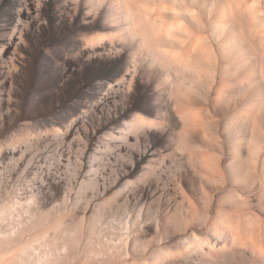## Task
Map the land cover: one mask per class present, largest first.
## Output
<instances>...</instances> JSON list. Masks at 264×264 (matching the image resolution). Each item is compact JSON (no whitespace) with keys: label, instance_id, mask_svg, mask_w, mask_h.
I'll list each match as a JSON object with an SVG mask.
<instances>
[{"label":"rangeland","instance_id":"374dc122","mask_svg":"<svg viewBox=\"0 0 264 264\" xmlns=\"http://www.w3.org/2000/svg\"><path fill=\"white\" fill-rule=\"evenodd\" d=\"M134 1L0 0V264H264V35Z\"/></svg>","mask_w":264,"mask_h":264},{"label":"bare ground","instance_id":"6f19581e","mask_svg":"<svg viewBox=\"0 0 264 264\" xmlns=\"http://www.w3.org/2000/svg\"><path fill=\"white\" fill-rule=\"evenodd\" d=\"M134 1V0H133ZM136 1V0H135ZM135 1L132 3V4H134L135 3ZM141 1V0H140ZM140 1H138L139 3H140ZM144 1V0H143ZM128 1H126V3H127ZM129 2H130V0H129ZM154 2V1H153ZM222 2V1H221ZM220 2V3H221ZM225 2V1H224ZM142 3V2H141ZM149 3V2H148ZM226 3V2H225ZM131 4V3H130ZM129 4V5H130ZM154 4V3H153ZM173 4V3H172ZM222 4V3H221ZM136 5V4H135ZM226 5V4H225ZM227 5H228V7H224V8H227V11H229V10H231L233 13H236L237 15L239 14V13H241V14H245V16H246V18H247V20H248V23L255 29L254 30V32L256 31V33L257 34H260V35H264V0H227ZM133 6V5H132ZM158 6V5H157ZM223 6H224V4H223ZM135 7V6H134ZM160 7V6H159ZM158 8V7H157ZM229 8V9H228ZM148 9V8H147ZM220 9H222V8H220ZM219 10V9H218ZM224 10V12H223V14H225V15H228V14H226L227 13V11L225 10V9H223ZM142 12H143V10H142ZM153 12V11H152ZM220 13H222V11H219ZM134 13V12H133ZM139 13V12H138ZM222 14V15H223ZM230 14V13H229ZM220 15V14H219ZM132 17V16H131ZM219 17V16H218ZM225 17H227V16H225ZM146 18V17H145ZM221 18V17H220ZM220 18H219V20H220ZM155 19H156V17H155ZM226 19V18H225ZM225 19L223 18V22H225ZM230 19V18H229ZM244 19V18H243ZM138 20V19H137ZM149 20V19H148ZM158 20V19H157ZM134 22V21H133ZM146 22V21H145ZM158 22V21H157ZM136 23V22H135ZM141 23V22H140ZM143 23V22H142ZM148 23H149V21H148ZM147 23V24H148ZM151 23V22H150ZM154 23V22H153ZM247 23V24H248ZM134 24V23H133ZM161 24V23H160ZM145 25V24H144ZM226 25V24H225ZM139 26V25H138ZM148 26H150V25H148ZM224 26V25H223ZM227 26V25H226ZM249 26V25H248ZM142 28H144V26H141ZM154 27H156V26H154ZM221 27V26H220ZM125 28V27H124ZM150 29H152L151 28V26L149 27ZM229 28V27H228ZM237 28V27H236ZM246 28V27H245ZM168 29V28H167ZM222 29V28H221ZM250 30H251V28H249ZM141 31H142V29H140ZM153 30V29H152ZM138 31V30H137ZM167 31V30H166ZM169 31V30H168ZM139 32V31H138ZM232 32V31H231ZM234 32V31H233ZM243 32V31H242ZM148 33V32H147ZM146 33V34H147ZM142 34V33H141ZM145 34V33H144ZM171 34V33H170ZM252 34V33H251ZM161 35V34H160ZM159 35V36H160ZM229 35H231L230 33H229ZM224 36L225 37V39H223L224 40V46L221 48V52L222 53H224V54H230V53H233L232 52V49L233 48H235V47H233V46H236V41H237V39L235 40L234 39V37H231V36ZM232 35H235V34H232ZM164 36H165V34H164ZM236 36V35H235ZM148 37H150V36H148ZM147 38V37H146ZM194 39V38H193ZM261 41V40H260ZM92 44H95V42H97V40H96V37H93L92 39H91V41H90ZM223 42V41H222ZM237 49H238V47H237ZM261 51V50H260ZM235 52H237V51H235ZM242 54V53H241ZM261 55V54H260ZM246 56V55H245ZM242 57V56H241ZM244 83V82H243ZM217 94V96H216V98L219 100H221V99H223V98H225V94H224V92H218V93H216ZM236 115H238V116H241V115H243V111H242V109H237L236 110ZM230 153H231V155L232 156H234L235 157V155H234V148L233 147H231V149H230ZM89 166H91V165H89Z\"/></svg>","mask_w":264,"mask_h":264}]
</instances>
